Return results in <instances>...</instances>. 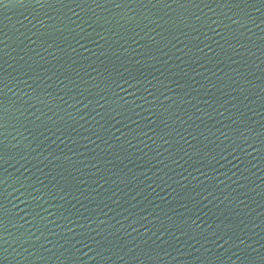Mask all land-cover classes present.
<instances>
[{"label":"water","instance_id":"obj_1","mask_svg":"<svg viewBox=\"0 0 264 264\" xmlns=\"http://www.w3.org/2000/svg\"><path fill=\"white\" fill-rule=\"evenodd\" d=\"M0 264H264V0H0Z\"/></svg>","mask_w":264,"mask_h":264}]
</instances>
